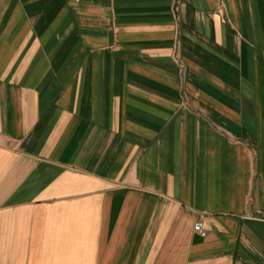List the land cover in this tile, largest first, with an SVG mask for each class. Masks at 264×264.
<instances>
[{"label":"crops","instance_id":"crops-1","mask_svg":"<svg viewBox=\"0 0 264 264\" xmlns=\"http://www.w3.org/2000/svg\"><path fill=\"white\" fill-rule=\"evenodd\" d=\"M0 264H264V0H0Z\"/></svg>","mask_w":264,"mask_h":264},{"label":"built area","instance_id":"built-area-1","mask_svg":"<svg viewBox=\"0 0 264 264\" xmlns=\"http://www.w3.org/2000/svg\"><path fill=\"white\" fill-rule=\"evenodd\" d=\"M194 230L202 235L203 237L206 236V231L204 229V225L202 221H197L194 225Z\"/></svg>","mask_w":264,"mask_h":264}]
</instances>
